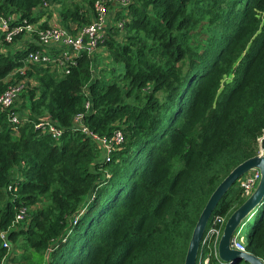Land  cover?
I'll use <instances>...</instances> for the list:
<instances>
[{"label": "trees", "instance_id": "trees-1", "mask_svg": "<svg viewBox=\"0 0 264 264\" xmlns=\"http://www.w3.org/2000/svg\"><path fill=\"white\" fill-rule=\"evenodd\" d=\"M94 2L0 0V18L16 26L55 13L76 35L91 23ZM110 6L114 22L98 49L112 65L111 81L95 75L96 52L80 53L63 74L26 62L30 51L41 50L36 35L9 44L0 32V94L15 72L12 82L34 83L15 103L27 122L13 127L0 111V232L9 245L0 239V264H46L47 252L49 264H183L212 192L259 147L264 154V0ZM77 113L99 137L124 135L110 162L76 130ZM41 118L62 130L59 140L34 130ZM240 180L206 229L245 201ZM20 208L26 215L15 223ZM258 211L236 232L264 262V203L255 218ZM205 255L199 246L196 264ZM209 264L224 263L212 255Z\"/></svg>", "mask_w": 264, "mask_h": 264}, {"label": "built area", "instance_id": "built-area-1", "mask_svg": "<svg viewBox=\"0 0 264 264\" xmlns=\"http://www.w3.org/2000/svg\"><path fill=\"white\" fill-rule=\"evenodd\" d=\"M108 3L115 5L118 8L125 7L130 3V0H95L93 4V16L89 25L85 26L76 35L70 34L60 25H50L46 28L40 29L36 23H22L11 26L12 18H0V32L4 36V42L12 43L14 38L23 35L24 37L32 38L36 35V42L41 46V50L30 51L26 56L28 64L35 65H50L52 69L58 70L63 74H68L70 67L74 64V59L82 52L88 55L94 54L98 45L101 44L107 36L109 21L111 19ZM48 6L47 2L43 4ZM121 27V25H118ZM60 49V52L54 54L51 49ZM20 75H25V69L18 71ZM16 73V72H15ZM14 73V74H15ZM13 74V73H12ZM25 81L8 84L6 89L0 94V111H7L8 122L11 126L16 127L27 122V113L20 115L15 112V103L19 98L20 93L25 87ZM90 102H84L85 112L89 109ZM73 123L76 130L86 136H90L98 143L100 151L105 162H110L111 154L122 144H124V135L120 131H114L110 136L99 137L92 133L83 124V113H77L74 116ZM34 130L41 134H49L54 140H59L62 136V130L58 128L49 118H41L34 124ZM259 179V172L253 170L248 172L240 180V188L242 189L245 198L249 197L254 190ZM26 209L20 208L16 217L15 223L24 219ZM225 217L217 216L209 224L208 229L205 230L200 246L206 250V255L202 264H209L210 257L213 255L217 258V246L222 234ZM6 232H0V239L2 247L9 248L6 240ZM239 232L235 233L232 241V247L237 251L247 252L241 239L238 238Z\"/></svg>", "mask_w": 264, "mask_h": 264}, {"label": "water", "instance_id": "water-1", "mask_svg": "<svg viewBox=\"0 0 264 264\" xmlns=\"http://www.w3.org/2000/svg\"><path fill=\"white\" fill-rule=\"evenodd\" d=\"M259 149L257 155L243 161L231 170L210 195L193 228L183 264H196L200 241L218 202L237 180L253 170L259 172V179L250 196L226 219L217 246V259L224 264H264L255 255L237 251L232 247L236 231L245 221L254 216L258 208L264 203V154L261 147ZM48 258L49 252L45 257L46 264H49Z\"/></svg>", "mask_w": 264, "mask_h": 264}, {"label": "rangeland", "instance_id": "rangeland-1", "mask_svg": "<svg viewBox=\"0 0 264 264\" xmlns=\"http://www.w3.org/2000/svg\"><path fill=\"white\" fill-rule=\"evenodd\" d=\"M116 1V0H115ZM113 5V4H112ZM113 6H115V7H118V5H117V3H115V5H113ZM109 13H110V16H111V19H110V21H109V25H111V23L113 24V20H114V9H112L111 8V6L109 7ZM19 45V43H17V45L15 44L13 47H17ZM98 51V50H97ZM96 51V52H97ZM98 55V57H99V59H98V61H99V63L97 64V68H96V70H95V75L96 76H100L101 75V73H102V75H106V78H107V80L108 81H111L112 79H113V77H112V75L110 74V69H111V67H112V65L111 64H107L106 63V58L104 57V55H103V53H101V54H97ZM14 73L13 74H11L10 75V77L8 76V78H7V82H10L11 81V83H15V82H12L13 81V79H14ZM26 79V78H25ZM24 81V80H23ZM16 82H19V81H16ZM27 82H30V84L32 85V84H34L30 79L28 80V79H26V81H25V87L27 86ZM24 87V88H25ZM24 88H23V90H24ZM21 94V93H20ZM20 96V95H19ZM17 108V107H16ZM248 174V173H247ZM247 174H245V175H247ZM244 175V176H245ZM243 176V177H244ZM242 177V178H243ZM241 178V179H242ZM263 206V205H262ZM262 206H260L258 209H259V211H258V214L257 215H255V218L257 217V216H259L260 215V213L262 212ZM254 218V219H255ZM254 219H252V220H254ZM250 220V219H249ZM249 231V227H245L244 229H243V232H242V234H243V237H242V239L243 238H245L246 237V235H247V232ZM77 244V243H76ZM79 245V243L77 244V246ZM36 260V262H42V258H36L35 259ZM20 264H26V262L25 261H21V263Z\"/></svg>", "mask_w": 264, "mask_h": 264}, {"label": "crops", "instance_id": "crops-1", "mask_svg": "<svg viewBox=\"0 0 264 264\" xmlns=\"http://www.w3.org/2000/svg\"><path fill=\"white\" fill-rule=\"evenodd\" d=\"M47 7L49 8V6H47ZM44 23H46L48 26L54 25V24L57 25L58 24V19H57L56 14L54 13L50 18H48L47 16H44L36 24H38L39 25V28H40L41 25L44 24ZM31 39L32 38L24 37V39L22 40V43L21 44H25V42H28ZM101 53H103V55H106L105 51L100 48V49H98V51L96 52V54H101Z\"/></svg>", "mask_w": 264, "mask_h": 264}]
</instances>
